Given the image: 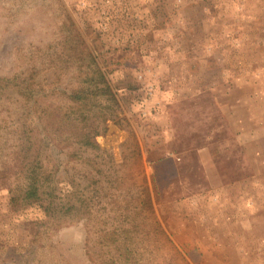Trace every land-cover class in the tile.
<instances>
[{
  "label": "rangeland",
  "instance_id": "rangeland-1",
  "mask_svg": "<svg viewBox=\"0 0 264 264\" xmlns=\"http://www.w3.org/2000/svg\"><path fill=\"white\" fill-rule=\"evenodd\" d=\"M0 264H264V0H0Z\"/></svg>",
  "mask_w": 264,
  "mask_h": 264
},
{
  "label": "trees",
  "instance_id": "trees-1",
  "mask_svg": "<svg viewBox=\"0 0 264 264\" xmlns=\"http://www.w3.org/2000/svg\"><path fill=\"white\" fill-rule=\"evenodd\" d=\"M36 192H37V188L35 186V183L32 182L26 187V190L24 191L23 194V199L25 201L34 200L36 198Z\"/></svg>",
  "mask_w": 264,
  "mask_h": 264
}]
</instances>
